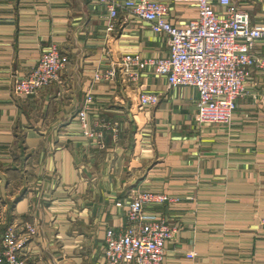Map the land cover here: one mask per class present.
I'll return each instance as SVG.
<instances>
[{
  "label": "crops",
  "instance_id": "crops-1",
  "mask_svg": "<svg viewBox=\"0 0 264 264\" xmlns=\"http://www.w3.org/2000/svg\"><path fill=\"white\" fill-rule=\"evenodd\" d=\"M155 1L174 25L199 17L196 3ZM233 1L264 24V0ZM108 23L97 0H0V236L36 226L29 264H107L106 232L127 224L117 203L152 192L179 199L147 207L175 229L164 264H264V72L250 70L230 128L200 124L198 90L169 87L152 68L138 84L94 80L126 56L169 53L166 34L125 11L114 31ZM52 45L67 64L60 82L17 95ZM255 51L264 57V41ZM89 92L92 137L79 119ZM141 92L159 104L141 111Z\"/></svg>",
  "mask_w": 264,
  "mask_h": 264
},
{
  "label": "built area",
  "instance_id": "built-area-1",
  "mask_svg": "<svg viewBox=\"0 0 264 264\" xmlns=\"http://www.w3.org/2000/svg\"><path fill=\"white\" fill-rule=\"evenodd\" d=\"M109 12L107 31L112 32L120 11L149 23L156 33L168 37L169 53L162 58L126 56L107 71L97 69L94 80L138 84L142 71L152 68L167 79L169 87H194L198 90L197 120L200 124H216L230 128L233 124L237 101L246 92L250 70L264 72V57L255 51L256 43L264 41V24L254 25L251 15L233 0H177L197 4L199 17L180 27L168 20L169 6L155 0H97ZM67 68L58 46L46 49L38 63L14 84L20 96H34L42 89L58 84ZM94 101L88 93L86 104L79 113L85 134L94 136L88 127V105ZM158 94L141 92L138 108L157 106ZM115 133L118 130L114 128ZM101 147L104 144L101 142ZM152 192H135L126 205L127 224L121 229H108L104 258L107 264H164L167 244L174 238L175 229L166 218L147 211L152 204L178 201ZM264 226V219L261 221ZM18 226L6 227L0 236V264L27 263V244L37 235L36 226L25 224L23 233ZM195 253H188L194 258Z\"/></svg>",
  "mask_w": 264,
  "mask_h": 264
},
{
  "label": "rangeland",
  "instance_id": "rangeland-1",
  "mask_svg": "<svg viewBox=\"0 0 264 264\" xmlns=\"http://www.w3.org/2000/svg\"><path fill=\"white\" fill-rule=\"evenodd\" d=\"M111 163V169L112 170H114V169H117L118 170V167H117V163L116 162H110ZM124 174V176H125V178H127L128 177V175L127 174H125V173H123ZM90 194V193H89ZM263 226V225H262ZM27 263H29V259L27 260Z\"/></svg>",
  "mask_w": 264,
  "mask_h": 264
}]
</instances>
